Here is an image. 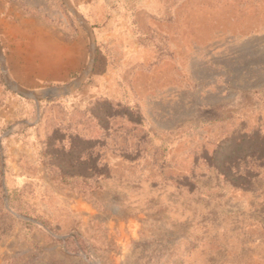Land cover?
<instances>
[{"label":"rangeland","instance_id":"1","mask_svg":"<svg viewBox=\"0 0 264 264\" xmlns=\"http://www.w3.org/2000/svg\"><path fill=\"white\" fill-rule=\"evenodd\" d=\"M0 264H264V0H0Z\"/></svg>","mask_w":264,"mask_h":264},{"label":"crops","instance_id":"2","mask_svg":"<svg viewBox=\"0 0 264 264\" xmlns=\"http://www.w3.org/2000/svg\"><path fill=\"white\" fill-rule=\"evenodd\" d=\"M37 21H35V19H33V18H30V17H27V18H20V20H19V24L21 25V26H26V25H28V24H32V23H36Z\"/></svg>","mask_w":264,"mask_h":264},{"label":"water","instance_id":"3","mask_svg":"<svg viewBox=\"0 0 264 264\" xmlns=\"http://www.w3.org/2000/svg\"><path fill=\"white\" fill-rule=\"evenodd\" d=\"M54 94H57V93H55V92H53Z\"/></svg>","mask_w":264,"mask_h":264}]
</instances>
